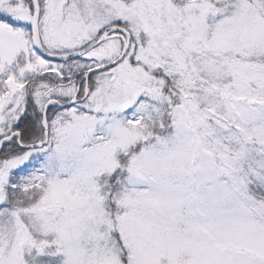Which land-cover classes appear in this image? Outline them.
Returning a JSON list of instances; mask_svg holds the SVG:
<instances>
[{"label":"snow or ice","instance_id":"snow-or-ice-1","mask_svg":"<svg viewBox=\"0 0 264 264\" xmlns=\"http://www.w3.org/2000/svg\"><path fill=\"white\" fill-rule=\"evenodd\" d=\"M0 264H264V0H0Z\"/></svg>","mask_w":264,"mask_h":264}]
</instances>
